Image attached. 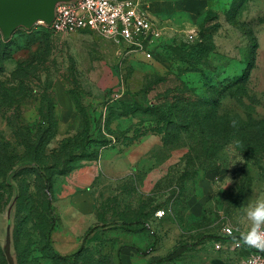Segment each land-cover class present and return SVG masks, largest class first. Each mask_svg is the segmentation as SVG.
Masks as SVG:
<instances>
[{
  "label": "rangeland",
  "instance_id": "374dc122",
  "mask_svg": "<svg viewBox=\"0 0 264 264\" xmlns=\"http://www.w3.org/2000/svg\"><path fill=\"white\" fill-rule=\"evenodd\" d=\"M143 1L162 31L146 53H125L89 31L62 35L36 24L18 27L6 40L0 29L5 249L7 226L9 242L18 227L23 250L39 264H54L48 259V230L58 220L54 183L99 161L104 149L126 148L153 133L171 144L159 150L151 181L142 171L94 192L98 229L85 255L106 264H208L222 254L232 264L213 238L224 225L250 228L245 206L264 201V0ZM253 56L248 84L241 86L236 77ZM186 100L198 102L188 113L199 117L194 123L205 114L203 103L216 104L220 120L210 122L213 131L203 139L195 124L189 134L167 128L162 115L180 116ZM27 197L33 201L20 207ZM131 245L143 259L122 257ZM0 264H8L4 251Z\"/></svg>",
  "mask_w": 264,
  "mask_h": 264
},
{
  "label": "crops",
  "instance_id": "0c3cea01",
  "mask_svg": "<svg viewBox=\"0 0 264 264\" xmlns=\"http://www.w3.org/2000/svg\"><path fill=\"white\" fill-rule=\"evenodd\" d=\"M166 148L161 137L150 133L142 136L129 147L106 148L101 151L99 161H88L67 176L59 178L54 189V206L60 219V224L52 233L54 250L61 255H71L81 248L85 234L96 223L97 209L94 192L102 183L125 181L142 171L147 173L149 180L152 179L159 167L158 152ZM9 237L7 226L5 235L7 249ZM2 248L5 249L3 246ZM13 248L11 239L9 251L11 260L16 264ZM139 249L138 247L124 248L122 257H134L141 260L143 258ZM155 256L156 252L149 253V257L144 260L148 262ZM208 264L229 263L221 254L214 256Z\"/></svg>",
  "mask_w": 264,
  "mask_h": 264
},
{
  "label": "built area",
  "instance_id": "2783aa9c",
  "mask_svg": "<svg viewBox=\"0 0 264 264\" xmlns=\"http://www.w3.org/2000/svg\"><path fill=\"white\" fill-rule=\"evenodd\" d=\"M56 34L71 35L89 31L118 44L125 53H146L162 39V31L143 0H72L60 3L50 25L39 21ZM164 211H158L162 217ZM246 230L224 225L222 239L214 242L232 264H264V245L246 241Z\"/></svg>",
  "mask_w": 264,
  "mask_h": 264
},
{
  "label": "trees",
  "instance_id": "16d2710c",
  "mask_svg": "<svg viewBox=\"0 0 264 264\" xmlns=\"http://www.w3.org/2000/svg\"><path fill=\"white\" fill-rule=\"evenodd\" d=\"M257 42L254 45V47L256 48ZM255 56H253L251 64L250 62H248V66L246 67V69H244L243 73L241 75H239V77H236L237 83L240 84L241 86H246L248 84L249 81V77H250V70L253 68V63L255 62ZM219 97L223 98L225 97L224 93H220ZM178 102H182L184 103L185 100L183 99H177ZM213 102V101H212ZM198 103L197 101L193 102H187L186 100V105L184 108H182V113H180V116H175L174 113H169L168 117H166V115H162L164 117V119L166 118L167 120V128H170L172 126H175L176 128H178V130H183V132H186L185 134H189L190 130L192 128V126H194L195 124V129L200 130L201 133V138L203 139V137L205 136V133L208 132V130L213 131L212 130V124L210 122L212 121H219L220 118L217 116L216 111H215V105L213 104H209L207 101L205 103H203L202 105V110L204 111V116L202 117L201 121L198 123H194L197 119H199V117H197V115H193V116H189L188 113H193L192 110H190V107H196V104ZM175 110L180 109L179 106H173L172 107ZM193 108V109H194ZM161 110V109H160ZM194 113H199L197 111H195ZM161 114V113H158ZM179 122V123H178ZM224 128V127H223ZM209 131V133H210ZM169 134V133H168ZM169 136V135H167ZM162 143L165 147L170 146V142L168 140V138L165 136V138H162ZM25 160L28 161L27 158H25ZM30 161H34L33 159H31ZM10 167L8 168H12L14 167V164L12 162V160L8 161ZM7 167V166H6ZM71 171H68L66 173L63 174V177L67 176ZM55 185V183H54ZM48 189L47 191L52 194V181L49 180L48 183ZM33 199L31 197H27L25 198V200L23 202L20 203V207H24V205H26V203L32 202ZM51 202L53 203V199H51L48 202V206L50 207ZM52 210L56 211V209L53 207V204L51 205ZM20 210H19V214H20ZM33 214L36 216V214L33 212ZM58 220L56 222H54V220L52 221V225L50 227L49 231V235H51V242H52V233L54 232V230L57 228V226L60 224V219L59 216L57 217ZM98 229L97 226H93L91 227L88 232L85 234L83 241H82V246L81 248L74 254L71 255H61L60 253H58L57 251L53 249H51L49 255H48V259L52 260L54 262V264H60L59 262H61V264H106L103 260L101 259H96V257L94 256H90V255H85L86 253V244L87 241L89 239V237L94 234V232ZM216 241H220L222 239L221 236H216L213 238ZM13 246H14V253H15V259H16V264H39V262L36 259H32V256L28 253L25 252L23 250L22 247V238L20 237V234L18 232V227L15 230V234H14V242H13ZM53 246V244H52ZM154 248V247H152ZM27 250V249H26ZM154 249H152V251H154ZM3 248L0 244V254L2 255L3 253ZM29 251V250H27ZM8 261V259H7ZM9 264V263H8ZM148 264H153V262H149Z\"/></svg>",
  "mask_w": 264,
  "mask_h": 264
},
{
  "label": "water",
  "instance_id": "95a60500",
  "mask_svg": "<svg viewBox=\"0 0 264 264\" xmlns=\"http://www.w3.org/2000/svg\"><path fill=\"white\" fill-rule=\"evenodd\" d=\"M70 1L72 0H0V29L4 38L8 40L20 26L31 28L39 21L50 25L54 19L56 6ZM10 242L8 241V249H4V252L8 263L15 264L10 256Z\"/></svg>",
  "mask_w": 264,
  "mask_h": 264
},
{
  "label": "clouds",
  "instance_id": "9594fccd",
  "mask_svg": "<svg viewBox=\"0 0 264 264\" xmlns=\"http://www.w3.org/2000/svg\"><path fill=\"white\" fill-rule=\"evenodd\" d=\"M244 210L252 222V228L244 234L245 240L256 245H264V201L256 200L252 203L250 200Z\"/></svg>",
  "mask_w": 264,
  "mask_h": 264
}]
</instances>
